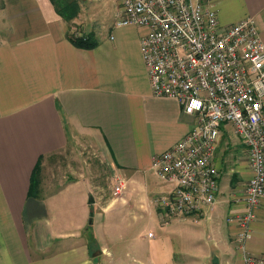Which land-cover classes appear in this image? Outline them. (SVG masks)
Here are the masks:
<instances>
[{
  "label": "crops",
  "instance_id": "0c3cea01",
  "mask_svg": "<svg viewBox=\"0 0 264 264\" xmlns=\"http://www.w3.org/2000/svg\"><path fill=\"white\" fill-rule=\"evenodd\" d=\"M0 3V264H243L246 254L264 255V197L239 241L233 216L245 209L252 170L229 125L221 127L213 158L219 182L227 183L214 205L182 217L157 205L171 184L159 180L152 159L196 118L178 100L151 92L140 52L144 28L110 20L87 30L95 47L81 48L67 38L69 24L51 0ZM214 3L223 27L254 17L264 43V0ZM74 134L95 141L113 175L126 180L108 204L90 202L83 179L51 193L40 182L39 196L28 194L39 157L64 150ZM55 197L64 203L59 218L41 216ZM143 223L148 240L133 236V246L123 247L125 230Z\"/></svg>",
  "mask_w": 264,
  "mask_h": 264
},
{
  "label": "built area",
  "instance_id": "2783aa9c",
  "mask_svg": "<svg viewBox=\"0 0 264 264\" xmlns=\"http://www.w3.org/2000/svg\"><path fill=\"white\" fill-rule=\"evenodd\" d=\"M114 25L145 29L140 52L151 92L178 100L196 118L187 135L152 159L157 176L171 184L157 205L172 217L214 205L221 172L213 158L221 127L229 125L252 170L245 209L233 216L243 243L264 197V43L255 18L223 27L214 0H118ZM125 187L116 177L112 193ZM243 264H264V255L246 254Z\"/></svg>",
  "mask_w": 264,
  "mask_h": 264
},
{
  "label": "rangeland",
  "instance_id": "374dc122",
  "mask_svg": "<svg viewBox=\"0 0 264 264\" xmlns=\"http://www.w3.org/2000/svg\"><path fill=\"white\" fill-rule=\"evenodd\" d=\"M79 3L80 11L76 18L78 23L74 22L71 26L72 30L78 31L79 28L86 31L90 29L96 30L101 24L115 20L118 0H91L90 2L79 0ZM39 177L41 186L44 188L41 191L48 193L56 191L69 181L83 179L89 185L90 194L93 197V201H96L97 206L108 204L119 196L112 193L114 181L116 180L112 167L103 158L96 142L89 140L86 136L80 137L74 134V136L70 137L69 144L64 150L47 155L42 161ZM159 180L162 181L161 178ZM223 183L226 182H219L220 189ZM223 192L225 191L223 190ZM71 197L73 198V195ZM53 200L49 205L45 203L40 212L41 216L44 215L51 220L59 218L60 213H57V211L60 212L62 205H64L59 197H55ZM54 202L55 204L53 205ZM126 217L130 223H134L131 215ZM148 229L149 225L147 223H143L136 230L129 227L124 232L126 239L122 246L128 245V247H132L133 236L134 239L137 236L139 242H146L148 240ZM79 233L82 234L81 237H84L86 229L79 230Z\"/></svg>",
  "mask_w": 264,
  "mask_h": 264
},
{
  "label": "trees",
  "instance_id": "16d2710c",
  "mask_svg": "<svg viewBox=\"0 0 264 264\" xmlns=\"http://www.w3.org/2000/svg\"><path fill=\"white\" fill-rule=\"evenodd\" d=\"M56 7L57 13L69 24V30L66 34L67 38L77 47L81 48H93L97 45V40L94 37L93 32L87 31H76L72 30L71 26L73 25V20L78 16L80 11L79 0H51ZM44 159V156H40L36 162L31 178L28 194L31 196L38 197L40 191V177L39 173L41 171V161ZM89 220V225L91 224Z\"/></svg>",
  "mask_w": 264,
  "mask_h": 264
},
{
  "label": "water",
  "instance_id": "95a60500",
  "mask_svg": "<svg viewBox=\"0 0 264 264\" xmlns=\"http://www.w3.org/2000/svg\"><path fill=\"white\" fill-rule=\"evenodd\" d=\"M89 201L93 202V197H92V195L90 193H89Z\"/></svg>",
  "mask_w": 264,
  "mask_h": 264
}]
</instances>
